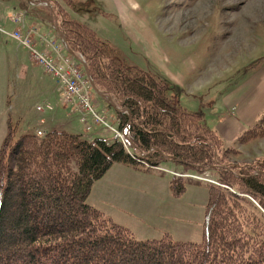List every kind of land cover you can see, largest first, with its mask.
<instances>
[{
	"label": "trees",
	"instance_id": "1",
	"mask_svg": "<svg viewBox=\"0 0 264 264\" xmlns=\"http://www.w3.org/2000/svg\"><path fill=\"white\" fill-rule=\"evenodd\" d=\"M45 1L57 36L61 31L67 48L84 56L95 87L125 109L115 112L131 150L116 136L85 139L57 129L17 136L8 120L0 144V264H264V159L232 160L239 150L224 145L201 110L186 109L164 80L126 63L110 43L69 19L55 0ZM256 60L250 65L260 67L264 55ZM262 135L264 110L238 142ZM164 159L215 178L205 182L200 242L169 233L138 239L87 203L93 182L114 163L149 170ZM187 181L170 178L175 197Z\"/></svg>",
	"mask_w": 264,
	"mask_h": 264
},
{
	"label": "rangeland",
	"instance_id": "2",
	"mask_svg": "<svg viewBox=\"0 0 264 264\" xmlns=\"http://www.w3.org/2000/svg\"><path fill=\"white\" fill-rule=\"evenodd\" d=\"M55 1L69 19L110 43L126 63L138 65L164 80L170 93L175 94L186 109L201 110L207 125L224 145L239 150L231 155L232 160L251 163L264 159V135L239 143L238 136L248 127L247 122L238 120L240 132L228 127V121L238 119L241 107L246 108L245 113L264 107V60L260 61V67L250 65L259 55H264V0ZM47 6L50 7V3L45 0H0V12H4L0 34L22 48L29 60L44 72L43 68L54 63L67 64L68 86L75 88L70 98L66 99L63 86L54 82L61 89V104L70 112H78L84 132L74 128L66 131L91 139V130L100 126L106 130L100 137L107 138L105 134H109L107 139L111 140L116 136L130 153L131 145L127 140H121L112 126L104 127V123L113 124L114 120V126L123 128L118 126L115 110L107 107L93 90L90 80L87 82L82 64L84 56L68 51L50 26L56 19L50 18ZM30 13L33 17H43L51 34L41 31L36 21H27ZM64 68L67 69L65 65ZM9 81L11 106L19 100L10 111L9 120L16 127L17 136L32 133L35 128H26L27 124L38 120L41 113L52 111L54 104L40 102L39 88L35 87L38 82L33 84L28 77L19 78L14 73H10ZM38 102L40 104L36 105ZM46 103L49 104L44 105ZM36 134L43 133L39 130ZM1 139L0 132V144ZM71 166L76 170L74 160ZM152 168L165 176L168 190L156 200L154 207L146 208L151 215H142L106 199L103 202L88 199L87 203L130 228L138 239L161 237L167 228L174 239L200 242L207 200V181L202 177L215 181L214 176L199 174L172 159H164ZM174 175L188 180L186 189L178 197L168 186Z\"/></svg>",
	"mask_w": 264,
	"mask_h": 264
},
{
	"label": "crops",
	"instance_id": "3",
	"mask_svg": "<svg viewBox=\"0 0 264 264\" xmlns=\"http://www.w3.org/2000/svg\"><path fill=\"white\" fill-rule=\"evenodd\" d=\"M21 3L19 2L20 5ZM0 9H2V7ZM3 14L4 12H0L1 24L3 21ZM30 14L31 17H27V21H36L37 24H40L41 31L51 34L52 31L49 30V24L43 22V17H33L34 15L32 13ZM50 18L47 19L48 23L50 22ZM10 73H14L19 78L22 76L24 78L28 77L33 84L38 82L35 87L39 88L37 96L39 97L40 102H50L54 104V109L52 111L41 113L38 116V120L33 121L32 123L30 121L26 128H35L33 129V132L36 133L39 130L42 133H45L51 129L72 130V128L81 131L82 133L84 132L82 125H80L79 122L78 112H70L67 107H64L61 104V89L55 84L54 79L41 68L34 65L22 48L18 47L13 41L6 40L0 34L1 142L7 130L9 113L19 102V100H15V105L13 107L11 106L12 100L9 98L8 93L11 89L9 81ZM40 102L36 103V105L40 104ZM241 108L242 110L239 109L238 111V119L228 121V127H233L235 130L239 129L238 132L242 130L239 128L238 120L243 119L249 126L255 120L258 113L264 110L263 107L261 109H251V112L245 113L246 108ZM218 122L219 121H217V123ZM43 125L46 127H42ZM105 131L106 130L100 126L94 127L90 132L91 139L94 137H100ZM105 135L107 138L109 137V134ZM156 171L157 169L154 168L141 170L122 163H114L101 178L93 182L87 200L89 199V201H91V199H95L99 202H103L102 200L106 199L108 202H113L118 206L124 208L130 207L133 211L142 215H151L145 211L146 208L150 209L154 207L156 200L165 196L164 194H166L168 190L165 176ZM170 219L173 221H179L178 218ZM164 233H169L171 236L173 234L167 228H165Z\"/></svg>",
	"mask_w": 264,
	"mask_h": 264
},
{
	"label": "built area",
	"instance_id": "4",
	"mask_svg": "<svg viewBox=\"0 0 264 264\" xmlns=\"http://www.w3.org/2000/svg\"><path fill=\"white\" fill-rule=\"evenodd\" d=\"M52 27H53V25H52ZM16 34L17 35H20L19 32H16ZM40 56H42V55H40ZM51 61H52V59H51ZM53 63H54V61H53ZM64 65L66 66L67 69L64 68ZM43 69L45 70V72L47 71L54 78V80H56L57 82H59L63 86V88H64V91L63 92L65 93V98L66 99L70 98V95L73 93L72 90H75V88L73 87V85L71 86V89L68 86L67 80H68V69H69V67H67V64L66 63H63V65H59V64L54 63V66L49 65V66H47L46 68H43ZM88 81L89 80L87 79V82ZM65 98H63V99L65 100ZM48 104L49 103H46L44 105H48ZM43 106H37V107L40 108V109H43ZM103 125L106 128H108V127L110 128L112 126L113 129H116L117 130V133L119 135V138L125 142V139H126L125 133H126V131H125V127L124 126H123L122 129H118L117 126H114L112 124V122H107V123H104ZM202 178H203V180H206V181L215 183V181L212 180V179H208V178H205V177H202Z\"/></svg>",
	"mask_w": 264,
	"mask_h": 264
},
{
	"label": "water",
	"instance_id": "5",
	"mask_svg": "<svg viewBox=\"0 0 264 264\" xmlns=\"http://www.w3.org/2000/svg\"><path fill=\"white\" fill-rule=\"evenodd\" d=\"M59 34H60V36H61V39H62L64 45H65L66 48H67L66 38H65L64 34H63L61 31H59ZM67 49H68V48H67ZM68 51H70V50L68 49ZM82 64H83V68H84L85 74H86L88 80H90L91 86H92L93 90L95 91V93L98 94V96L101 97L103 100L109 102L110 106H111L115 111H123V110H125V109H119V108L116 106L115 102L113 101V99L111 98L110 95H107V94L102 93L101 91H99V90L95 87V85H94V83H93V81H92V78H91V76H90V74H89V71H88V69H87V66H86L85 62L82 61ZM166 157H168V158H174V157H169V156H166Z\"/></svg>",
	"mask_w": 264,
	"mask_h": 264
},
{
	"label": "bare ground",
	"instance_id": "6",
	"mask_svg": "<svg viewBox=\"0 0 264 264\" xmlns=\"http://www.w3.org/2000/svg\"><path fill=\"white\" fill-rule=\"evenodd\" d=\"M125 127V126H124Z\"/></svg>",
	"mask_w": 264,
	"mask_h": 264
}]
</instances>
